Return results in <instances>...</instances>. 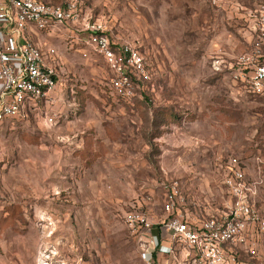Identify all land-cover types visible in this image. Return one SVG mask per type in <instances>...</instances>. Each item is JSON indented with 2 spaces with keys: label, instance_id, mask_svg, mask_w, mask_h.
I'll return each mask as SVG.
<instances>
[{
  "label": "rangeland",
  "instance_id": "1",
  "mask_svg": "<svg viewBox=\"0 0 264 264\" xmlns=\"http://www.w3.org/2000/svg\"><path fill=\"white\" fill-rule=\"evenodd\" d=\"M53 1H72L78 21L33 29L56 51L58 86L0 125V264H37L40 244L51 264H147L125 214L155 226L179 212L203 221L230 200L231 158L263 180L264 213V96L247 91L239 64L251 50L246 16L263 0ZM93 25L145 57L131 98L112 95L109 69L86 43ZM228 247L264 264V234Z\"/></svg>",
  "mask_w": 264,
  "mask_h": 264
},
{
  "label": "built area",
  "instance_id": "2",
  "mask_svg": "<svg viewBox=\"0 0 264 264\" xmlns=\"http://www.w3.org/2000/svg\"><path fill=\"white\" fill-rule=\"evenodd\" d=\"M76 21L78 16L72 1L0 0V125L7 118L28 115L39 100L49 97L58 86L56 51L37 45L31 39L33 29H50ZM246 22L251 50L239 59V64L245 71L247 91L264 96V0L258 12H248ZM85 29L89 31L86 43L109 69L112 95L134 96L133 78L147 77L143 54L133 44L115 42L101 25ZM45 122L52 126L54 118L46 117ZM224 171L223 184L230 198L225 207L203 221L190 219L181 212L169 218L160 233L167 234L170 246L161 242L149 216L136 211L125 214L132 233L140 239L148 238L150 248L145 243L143 252L147 264H154L156 250L171 253V245L195 252V264H249L239 261L233 252L229 254L226 246L247 245L249 238L264 234V213L257 204L263 180H249L238 158L228 160ZM167 209L171 211L172 207ZM39 248L37 264H51V256L42 251L43 244ZM59 262L70 264L67 260ZM72 264L78 263L74 260Z\"/></svg>",
  "mask_w": 264,
  "mask_h": 264
},
{
  "label": "crops",
  "instance_id": "3",
  "mask_svg": "<svg viewBox=\"0 0 264 264\" xmlns=\"http://www.w3.org/2000/svg\"><path fill=\"white\" fill-rule=\"evenodd\" d=\"M27 116V115H26ZM23 117H25V116H22L21 118H23ZM19 119V118H18ZM224 177H225V171H224ZM229 201V199L227 198V200L225 201V204L227 203ZM213 210H215V208H210L209 210H205V213L208 215L209 214V216L210 215H212V214H214V213H217V212H219L220 210H215V211H213ZM213 211V212H212ZM200 212H203V210H200ZM211 212V213H210ZM200 214H202V213H200ZM202 216H205V214L203 215L202 214ZM208 216V217H209ZM187 217L188 218H190V219H193V220H196L197 221V219H195V215H194V212H188L187 213ZM207 218V217H206ZM205 218V219H206ZM199 221V220H198ZM154 225V224H153ZM163 225H157V226H155L154 225V232H159L160 233V228L162 227ZM160 236H161V242L163 243V244H166V245H169L170 246V242H169V240H168V236H167V234L166 233H160ZM137 239H138V241L140 242V244H141V246H142V248H143V251H144V247L145 246H147V248H150V246H149V243H148V238H142V239H140L139 237H137ZM144 242V243H143ZM143 243V244H142ZM145 243H146V245H145ZM145 245V246H144ZM229 246V245H228ZM228 246H226V248H227V251L229 252H232V251H234L235 249H237V247L236 246H239V247H241V248H243V247H246V245H242V244H235V247L236 248H233V247H228ZM171 247L173 248V250H172V252L171 253H162V252H160L159 250H156V252H154V255H153V258H154V264H170V262L171 261H173V259L174 260H177L178 259V256L180 255V258L181 259H185V260H192V255H194L195 254V252H193L192 250H189V249H184V252L183 251H181V246H178V245H171ZM180 252V253H179ZM196 255V254H195ZM192 262L195 264V258L192 260ZM179 264H184L183 262H179Z\"/></svg>",
  "mask_w": 264,
  "mask_h": 264
}]
</instances>
